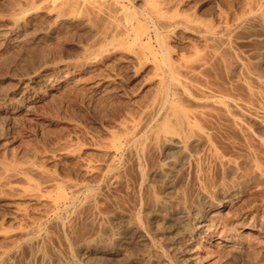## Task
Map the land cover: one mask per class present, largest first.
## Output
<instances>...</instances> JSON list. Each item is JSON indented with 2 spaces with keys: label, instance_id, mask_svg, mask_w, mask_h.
<instances>
[{
  "label": "bare ground",
  "instance_id": "bare-ground-1",
  "mask_svg": "<svg viewBox=\"0 0 264 264\" xmlns=\"http://www.w3.org/2000/svg\"><path fill=\"white\" fill-rule=\"evenodd\" d=\"M123 1L112 0L111 8L102 0H22L0 12V55L12 48L23 62L35 44L55 40L58 25L83 30L87 39L76 43L80 68L71 72L77 78L74 87L90 97L124 96L118 86L121 71H106L93 80L81 76L109 57L119 58L133 78L150 66L156 82L137 116H127L118 131L109 133L108 143L127 147V156L120 173L107 168L110 179L101 196L63 172L50 174L28 155L7 156L10 140L2 137L0 264H171L176 255L193 264L189 242L199 241L212 226H220L216 243L226 253L244 252L233 244L243 228V234L264 236L259 219L221 220L217 211L228 207L242 187L264 186V0H239L232 12L219 0H200L213 2L210 16L181 10L186 0H137L155 24L153 48L144 41L145 30L135 31V17L123 15ZM116 13L121 19L115 23ZM39 15L51 22L48 33L41 27L31 30ZM177 32L193 35L203 49L192 44L174 54L169 41ZM48 68L21 72L8 90L0 76V120L7 128L21 111H33L40 91L51 92L54 82L58 87L70 78L65 66L62 75L48 80ZM218 69L223 73L219 80ZM73 139L51 160L79 159L85 175L98 173V165L75 151ZM160 152L162 159H156ZM123 184L130 189L121 190L119 198L115 191ZM65 190L71 198L87 193L84 212L67 209ZM207 211L216 217L209 223ZM51 214L55 220L48 228Z\"/></svg>",
  "mask_w": 264,
  "mask_h": 264
},
{
  "label": "rangeland",
  "instance_id": "rangeland-1",
  "mask_svg": "<svg viewBox=\"0 0 264 264\" xmlns=\"http://www.w3.org/2000/svg\"><path fill=\"white\" fill-rule=\"evenodd\" d=\"M16 1L18 3L22 0H0V12L9 9L13 3H16ZM102 1L105 5H108V7L110 5L112 8V0ZM199 1L200 0H186L180 8L185 11L195 10L199 14L203 13L208 16L214 14V4L212 1L206 3H201ZM238 1L239 0H219L223 9L230 12L237 7V4L234 5V2ZM122 7L123 15H125L127 19H129L128 17L130 16L135 17V31L141 32L142 30H145L147 32L144 41H148L151 48H153L155 42L150 30L155 24L147 17V13V15L144 14L146 11L143 9L142 5L140 6L137 0H124L122 2ZM116 14L115 23L118 22L116 21V18L117 20L121 19V15L118 17V13ZM41 16L43 15H39L37 19L33 21L34 24L32 23V25L35 28H32L31 30L34 31V29H39L41 27L43 32L48 33V27L51 22H47V19ZM121 22L123 23L122 20ZM65 25H58L59 29L57 30L55 40L50 42L44 41L45 43L43 42L37 45L35 44L33 47L34 50L31 49L28 52L30 55H28V59H26L27 63L20 61L19 56H17L15 50L12 48L6 49L2 54L3 56L0 55V76L1 82L3 81L1 84L2 88L4 87L3 90L12 89L15 85L13 82L16 83L19 77L18 75H21V72L26 74V72H29L33 66L41 67L42 65H46L47 68L49 67L46 73L47 77H49L48 80H52V78L59 74L62 75L65 69L71 74L69 75L70 78L59 84L58 87H56L55 82L53 83L56 88L51 91L53 93L46 90H42L44 93L40 91L38 94L39 100L32 104L33 111L29 113L21 111L12 126L7 128L0 120V143L3 141L2 137H8L10 144L7 150V156L11 155V157L21 159L22 156L28 155L29 157H32V160L34 159V162H36L35 164L41 166L45 165L50 174H55L57 171L63 172V175L65 174L64 176L72 178L74 181L76 180V182H79L81 185H91L95 188L92 193L101 196L103 193L105 194V185L110 179V174H108L107 168H111L120 173L123 167L125 169L123 161L127 156V147L120 146L119 143H108L110 140L109 133L111 131H118V125L123 122L127 116H137L140 109L143 107L144 102L150 97V95H152L156 82L151 78L152 70L150 66L146 65L142 67L138 74L133 78L125 70L119 58L109 57L108 59L103 60V62L97 67L85 71L81 76L86 80H93L96 76L101 74L104 75V72L106 71H121V79L119 80L120 85L118 86L123 89V97L114 95H102L103 97L100 95L98 97L93 95V98L88 95L85 89L83 90L80 87H74L73 84L76 82L75 79L77 78H75L76 76H72L74 74H72L71 70L75 71L80 68V63L78 64L80 53L78 47H76V43L86 40L87 35L83 30L75 28L78 27L76 25ZM163 33L164 31L161 30V34ZM169 44L173 47L172 52L174 54H178V52H186L192 44L198 46L200 50L203 49L202 42L198 41L196 37L182 33L178 34V32L174 41H169ZM174 56L175 55H172V57ZM15 65L19 67V71ZM58 65H60V67ZM62 68L65 69L63 70ZM4 71L6 72L4 73ZM215 72L218 73L216 75V77L218 76L217 79H221L223 76L222 71H219L218 69L215 70ZM68 138H75V140L73 139V142L76 141L77 143H75L78 147V149H76L77 147H74L75 151L79 150L81 156L85 158V160L98 165V167L101 168L99 171L100 173L93 172L91 175H85L81 171L79 159L63 162L62 164L55 160H51V156L55 152H58L59 149L61 151L67 148L66 146L69 145ZM2 147H4V144ZM2 147L0 145L1 151ZM159 154L156 156V159H162L163 154H161V152ZM48 158L49 160H47ZM244 166L243 168L247 169V165L245 164ZM99 188L101 190H99ZM121 188H118V192L115 191V196H123L124 193L121 192V190L129 191L128 188L130 189L127 184H123ZM77 194L72 198L69 197V190H65L64 194V197H68L65 198V201L68 203L67 209L73 213L85 211L84 201H86L87 193L82 190ZM235 195L236 196L232 195L233 198L231 197V202L227 205L228 207L217 208L219 210L216 209L221 220L231 219V221H237L238 219L239 221V219L245 215V220L247 221L257 218V220L259 219L258 221L264 224V186L256 187L253 184H249L239 189L238 193L236 191ZM215 202L219 203L217 200H215ZM82 207H84V209ZM73 210L76 211L74 212ZM213 211L214 213L216 212L215 210ZM212 212L210 213L207 211L204 216H207L205 222L208 221L209 223V220L211 222L216 218L212 215ZM54 220L55 216L51 214L47 219L48 228L53 225ZM212 227L213 228L210 227L209 233L206 232V234H200L201 239H199V241L192 238V242H189V246L190 248L192 247L194 255L196 256L193 264H264V236H262V233L257 235L254 232L252 233L254 235H246L243 234L245 233V228H243L241 232L238 231L239 235L235 237L238 239H235L233 244L235 247H243L242 251L244 252L226 253V251L221 250L216 243L218 234L221 230L219 229L220 226ZM52 229L49 230L53 232ZM204 248H206V250H204ZM207 251L209 253H207ZM224 255L229 256L223 257ZM175 257L177 258H173L171 264L185 263L182 262L183 259H181L179 255H176Z\"/></svg>",
  "mask_w": 264,
  "mask_h": 264
}]
</instances>
